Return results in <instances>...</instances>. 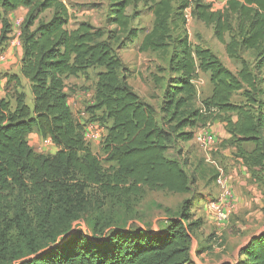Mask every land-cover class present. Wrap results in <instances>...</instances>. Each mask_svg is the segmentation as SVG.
<instances>
[{"label":"trees","instance_id":"1","mask_svg":"<svg viewBox=\"0 0 264 264\" xmlns=\"http://www.w3.org/2000/svg\"><path fill=\"white\" fill-rule=\"evenodd\" d=\"M109 1L114 33L130 40L139 30L132 27L129 10L143 3L153 15L140 53L166 54L174 44L169 63L174 77L161 113L175 124L177 146L220 121L230 143L261 167L264 186V0H228L220 10L205 0ZM20 8L28 10L21 72L6 75V97L0 99V264H195L193 234L204 222L193 221L190 201L179 217L161 220L156 232L114 227L104 216L109 204L122 206L129 216L149 192L186 195L195 184L188 163L169 157L171 133L122 74L125 64L111 37L88 23L69 28L71 13L63 0H0V54L9 42V16ZM187 12L213 28L227 57L241 62L237 72L187 36L173 41L172 21L177 16L186 23ZM46 13L48 20L42 19ZM244 52L255 53L254 64L242 58ZM90 69H102L91 112L109 123L104 162L86 140L66 91L69 78ZM200 74L209 75L212 92L203 108L193 109ZM34 133L51 139L58 152H36L29 143ZM246 144L255 146L252 153L244 151ZM82 219L91 221L92 236L72 232ZM237 264H264V234L250 241Z\"/></svg>","mask_w":264,"mask_h":264},{"label":"rangeland","instance_id":"2","mask_svg":"<svg viewBox=\"0 0 264 264\" xmlns=\"http://www.w3.org/2000/svg\"><path fill=\"white\" fill-rule=\"evenodd\" d=\"M65 1L71 13L69 28L75 29L81 23H88L96 29L105 31V38L111 37L114 48L125 64L122 74L127 77L128 83L141 99L155 108L157 121L171 133L169 157L181 160L182 163L186 161L187 171L190 174L193 173L192 178L195 180L190 194L173 195L164 192H149L142 202L134 204L133 213L129 216L122 206L109 204L104 212V216L106 215L110 220L109 225L132 229L146 226L149 231L156 232L161 220L179 217L184 203L190 201L189 213L193 221L201 218L204 222L203 227L193 234L191 246L193 262L195 264H237L241 251L253 238L264 234V186L261 182L263 177L261 167L256 166L250 158L243 157L236 146L226 145L225 142L222 143L219 140L210 148L202 147L196 138L188 143H179L177 146V133L172 132L175 124H170L168 118L161 113L167 82L174 77L169 72L174 44L166 54L139 52L142 39L146 32L152 29L154 23L153 15L143 3L129 10V14L133 16L131 25L139 30V37L130 40L125 34L114 33L116 27L109 22L111 13L109 0ZM205 1L212 4L215 10L223 9L227 4V0ZM174 6L177 9L176 4ZM188 13L190 19H187L186 23H183L177 16L174 17L172 21L173 41L178 36H187L191 43L211 50L227 68L237 72L241 68V62L230 60L227 57L224 47L214 36L213 28L197 21L190 12ZM27 14L28 10L20 8L8 19L11 25L9 42L0 54V99L6 97V75H20L21 72L23 56L21 34ZM50 17L51 14L46 13L42 19L48 20ZM242 58L251 64L256 61L254 52H244ZM100 71L102 69H90L84 75L69 78L66 81V91L73 113L85 127V134L89 136L88 143L93 152L103 161L105 154L102 150V143L109 123L99 121L102 115L100 112L96 114L91 112L95 104L97 75ZM156 79H163V81L157 85ZM198 79L200 81L195 82L197 97L191 106L193 109L203 108V101L212 92L209 76L200 74ZM24 85V91L28 96L27 102L32 107L33 97L29 83L24 81ZM238 100L239 98L235 99V101ZM202 129L204 127L197 129L196 133ZM29 143L36 152H41V137L38 140L29 138ZM254 148L253 144L244 145V151L247 153H252ZM56 150L54 149L53 153L49 148L44 153L54 155L58 152ZM224 150L229 151L232 161L238 160L242 168L246 170L245 173L248 175L244 178L246 185L241 187L236 182L232 186L226 183L227 175L224 172H227V169L218 158ZM215 164L223 169V175H220ZM104 165L108 167L107 163ZM249 188H251L250 191L246 190ZM214 203L222 205L228 215L226 221H217V214L210 208V205ZM187 212L184 211V213ZM80 230L92 236L91 221L82 219L75 223L72 232Z\"/></svg>","mask_w":264,"mask_h":264},{"label":"crops","instance_id":"3","mask_svg":"<svg viewBox=\"0 0 264 264\" xmlns=\"http://www.w3.org/2000/svg\"><path fill=\"white\" fill-rule=\"evenodd\" d=\"M64 3L66 4L65 0H64ZM203 75L209 76L208 74H203ZM205 128L214 134V137L216 140H219L222 143L225 142L226 145L227 144L232 145L230 143L232 136L227 132L226 126L224 123H222L220 121H215L214 123L209 124ZM39 137H40V135L38 133H34L29 138H31V139L35 138V140H38ZM195 137H196V134H195ZM54 149L56 150L57 148L56 147L51 148L53 153H54ZM232 150L235 151L234 148H232ZM56 151H58V149ZM220 155L221 156H218V158L220 159V161H222L225 164V168L227 169L226 170L227 172H224L227 175L225 177L226 183L227 184L229 183V185H231V186L234 184V182L238 183V185L241 187L246 185V183L244 182V178L248 177V175H246V173H245L246 170L244 168H242L241 163L238 162V160H236V159H235V161L234 160L232 161L228 150H224L223 152L220 153ZM227 158H229V159H227ZM215 165H216L217 169L219 170L220 175H223L224 174L222 171L223 169L219 168V166L217 164H215ZM250 189L251 188L246 189V190L250 191Z\"/></svg>","mask_w":264,"mask_h":264},{"label":"built area","instance_id":"4","mask_svg":"<svg viewBox=\"0 0 264 264\" xmlns=\"http://www.w3.org/2000/svg\"><path fill=\"white\" fill-rule=\"evenodd\" d=\"M186 19H190L189 13H187ZM85 138L89 142V136L85 134ZM195 138L198 140L200 145L204 148L212 147L217 141L214 137V134L211 131L207 130L205 127L200 132L196 133ZM53 147H56V146L53 144L51 139H45V140L42 139V144L40 147L41 152L39 153L46 154L44 152L49 150V148H53ZM210 208L212 211H215V213L217 214V218H218L217 221L224 222L227 220L228 215L223 210L221 204H218V203L211 204Z\"/></svg>","mask_w":264,"mask_h":264}]
</instances>
